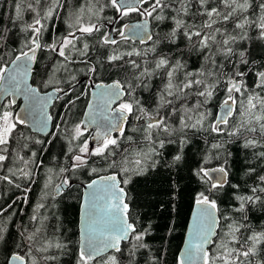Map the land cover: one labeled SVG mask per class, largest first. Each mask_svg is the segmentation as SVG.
Listing matches in <instances>:
<instances>
[{
  "label": "snow or ice",
  "instance_id": "1",
  "mask_svg": "<svg viewBox=\"0 0 264 264\" xmlns=\"http://www.w3.org/2000/svg\"><path fill=\"white\" fill-rule=\"evenodd\" d=\"M0 185V264H264V0H10Z\"/></svg>",
  "mask_w": 264,
  "mask_h": 264
},
{
  "label": "trees",
  "instance_id": "2",
  "mask_svg": "<svg viewBox=\"0 0 264 264\" xmlns=\"http://www.w3.org/2000/svg\"><path fill=\"white\" fill-rule=\"evenodd\" d=\"M75 2L76 0H70V6L75 4ZM9 5H10V0H2L0 4V16H3L5 20H7L8 18ZM136 19H137L136 17H132L126 22H129V23L135 22ZM81 79H84V78L81 77ZM37 80H39V78H37ZM78 104H80V108L77 109V111L82 113L84 105L81 102H78ZM60 110H61L60 102H58L56 105V111L59 112ZM59 147L60 145L59 143H57V148H56L57 152L59 151ZM45 159H47V157H45ZM40 182H42V178L38 179L37 183L34 185L33 190L30 193L29 203L27 205L25 206L24 205H19V206L13 205V208H9L8 212L5 213L6 216L11 214L13 211L17 213V215L12 216L13 225L19 224L22 221L27 222V215L30 213L31 206L38 200L37 195L40 194V192L35 191L39 187V186L38 187H35V186L39 185ZM192 187L195 188L196 185L193 184ZM0 190H1L0 206H7L8 204L12 203V201L15 200L17 196L23 195V193L20 192L19 190L12 188L10 186H7V185H0ZM79 192H80L79 189H73L71 197H68V195H66L65 202L62 205V216L65 218L66 227L72 228L74 231L76 230L75 221L77 219L75 215V211L78 209L75 195L78 196ZM185 212L190 213V207H186ZM250 216L253 217V221H252L253 223H257L261 220H264V209H254L250 213ZM185 226H186V221H185ZM185 226H182L177 232V235L180 236L181 238L183 237ZM13 230L14 228L10 225V231H13ZM69 261H72V257L65 256L62 258L61 264H68Z\"/></svg>",
  "mask_w": 264,
  "mask_h": 264
},
{
  "label": "flooded vegetation",
  "instance_id": "3",
  "mask_svg": "<svg viewBox=\"0 0 264 264\" xmlns=\"http://www.w3.org/2000/svg\"><path fill=\"white\" fill-rule=\"evenodd\" d=\"M74 183H78V182H76V181H74ZM39 186V187H38ZM32 187H34V185L32 186ZM35 187H38L35 191H38V192H40L41 191V182L39 183V185H36ZM73 191V190H72ZM0 194H1V190H0ZM67 195V193L65 194V196ZM81 195V191L79 192V195L78 196H80ZM39 196H40V194H38L37 195V199L39 198ZM77 195H75V199L78 197ZM74 197V196H73ZM29 198H30V193H29ZM76 201H77V199H76ZM25 206V205H24ZM77 206H78V201H77ZM18 214H19V212H18Z\"/></svg>",
  "mask_w": 264,
  "mask_h": 264
},
{
  "label": "water",
  "instance_id": "4",
  "mask_svg": "<svg viewBox=\"0 0 264 264\" xmlns=\"http://www.w3.org/2000/svg\"><path fill=\"white\" fill-rule=\"evenodd\" d=\"M2 0H0V4H1ZM136 22V21H135ZM135 22H131V23H135ZM81 195H82V192H81Z\"/></svg>",
  "mask_w": 264,
  "mask_h": 264
}]
</instances>
